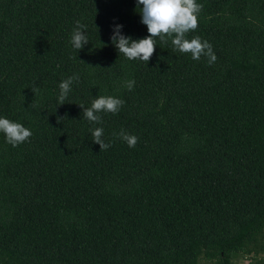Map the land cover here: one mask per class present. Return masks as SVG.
Wrapping results in <instances>:
<instances>
[{
	"label": "trees",
	"instance_id": "obj_1",
	"mask_svg": "<svg viewBox=\"0 0 264 264\" xmlns=\"http://www.w3.org/2000/svg\"><path fill=\"white\" fill-rule=\"evenodd\" d=\"M198 2L186 36L211 64L159 38L148 63L119 55L113 23L149 35L136 0H0V115L32 130L0 133V264H264V0ZM98 95L125 101L106 150L80 107Z\"/></svg>",
	"mask_w": 264,
	"mask_h": 264
},
{
	"label": "clouds",
	"instance_id": "obj_2",
	"mask_svg": "<svg viewBox=\"0 0 264 264\" xmlns=\"http://www.w3.org/2000/svg\"><path fill=\"white\" fill-rule=\"evenodd\" d=\"M137 8L141 17L140 22L146 25V35L134 38L123 31V24L113 23L110 39L119 55L128 60H139L148 63L154 53L159 40H170L174 51L182 54L188 53L193 60H199L201 56L208 58V63L216 61L217 57L212 45L207 40H202L199 35L188 39L186 34L194 32L198 27V16L202 5L198 0H136ZM87 33V25L76 21V26L70 34L69 43L77 52L90 43ZM78 77L73 75L61 80L58 88V105H62L72 91L74 81ZM135 79H125L122 86L131 91L135 86ZM35 92V89H33ZM125 101L113 95H98L92 100L89 107L82 108L83 118L92 125L90 128L92 141L99 144L101 149H108L110 142H105L104 128L102 126L101 113L117 114ZM0 133L3 134L7 143L13 147L25 142L32 136V130L25 124L11 120L7 116L0 115ZM127 143L129 147H135L138 137L123 129L116 134Z\"/></svg>",
	"mask_w": 264,
	"mask_h": 264
},
{
	"label": "rangeland",
	"instance_id": "obj_3",
	"mask_svg": "<svg viewBox=\"0 0 264 264\" xmlns=\"http://www.w3.org/2000/svg\"><path fill=\"white\" fill-rule=\"evenodd\" d=\"M248 260L249 259H246V258H244V257H240L239 258V262L241 263V264H247L248 263ZM207 263V262H206Z\"/></svg>",
	"mask_w": 264,
	"mask_h": 264
}]
</instances>
